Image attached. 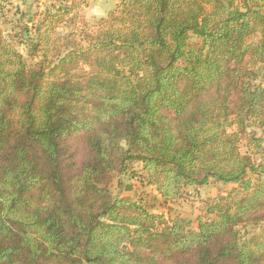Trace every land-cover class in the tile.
<instances>
[{"label": "trees", "instance_id": "1", "mask_svg": "<svg viewBox=\"0 0 264 264\" xmlns=\"http://www.w3.org/2000/svg\"><path fill=\"white\" fill-rule=\"evenodd\" d=\"M63 19L33 64L0 31V264H264V0H119L65 44ZM136 162L150 203L110 191ZM210 182L195 228L151 211Z\"/></svg>", "mask_w": 264, "mask_h": 264}, {"label": "rangeland", "instance_id": "2", "mask_svg": "<svg viewBox=\"0 0 264 264\" xmlns=\"http://www.w3.org/2000/svg\"><path fill=\"white\" fill-rule=\"evenodd\" d=\"M0 0V31L5 41L10 42L31 64L41 59V55L35 57L28 55L31 41L36 40V29L41 26L44 19L57 11L64 13L61 23L55 24V35L61 44L75 39L83 38L87 33L97 31L100 19L115 9L119 0L108 3L103 0ZM114 1H118L114 4ZM107 3L106 5H104ZM77 5L76 8H72ZM191 44H199L195 36H190ZM254 130L258 137L264 139V129L249 127ZM264 146V140H263ZM240 152H247L246 140L240 144ZM256 163L264 162V156L253 158ZM142 164L133 163L131 169L125 174L117 175L110 184L112 195H129L133 199L150 203L153 196H157L155 187L143 182L141 174ZM234 185L220 182H210L201 187H188L184 196L175 201L160 202L154 205L152 212L162 214L166 220L176 216L191 220L192 228L196 227V219L204 214L205 203L215 198L218 194H226ZM248 227V230H251ZM256 231L257 229H252Z\"/></svg>", "mask_w": 264, "mask_h": 264}, {"label": "crops", "instance_id": "3", "mask_svg": "<svg viewBox=\"0 0 264 264\" xmlns=\"http://www.w3.org/2000/svg\"><path fill=\"white\" fill-rule=\"evenodd\" d=\"M103 1H105V2L108 3L109 1H112V0H103ZM117 2H118V1H114L113 3L116 4ZM107 3H105L104 5H106Z\"/></svg>", "mask_w": 264, "mask_h": 264}]
</instances>
